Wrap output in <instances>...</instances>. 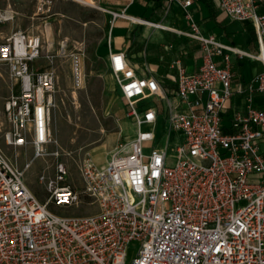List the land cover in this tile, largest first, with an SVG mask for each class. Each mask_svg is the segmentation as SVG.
<instances>
[{
    "label": "built area",
    "instance_id": "2783aa9c",
    "mask_svg": "<svg viewBox=\"0 0 264 264\" xmlns=\"http://www.w3.org/2000/svg\"><path fill=\"white\" fill-rule=\"evenodd\" d=\"M217 1L227 17L252 25L257 51L226 47L191 22L201 65L194 74L178 70L175 101L153 77L138 75L123 53L111 51L109 41L108 71L134 135L117 142L103 166L85 155L80 190L68 183L66 163L56 161L51 177H38L48 192L40 202L25 180L31 162L16 167L0 147V264H264V16L257 12L261 0ZM179 5L187 8L191 0ZM108 14L110 28L118 18L134 21ZM41 45L39 36L20 29L0 42V77L5 69L17 90L3 100L0 137L5 147L30 145L32 160L52 142L55 107V73L36 66ZM231 55L261 64L245 87L262 97L261 108L250 95L230 103L245 91L232 84ZM73 76L79 83L77 59ZM160 117L167 128L162 144L154 143ZM253 176L259 183H249ZM50 206L97 211L64 216Z\"/></svg>",
    "mask_w": 264,
    "mask_h": 264
},
{
    "label": "rangeland",
    "instance_id": "374dc122",
    "mask_svg": "<svg viewBox=\"0 0 264 264\" xmlns=\"http://www.w3.org/2000/svg\"><path fill=\"white\" fill-rule=\"evenodd\" d=\"M95 2L102 8L97 0ZM8 6L14 12V18L0 23V42L4 36L17 29L39 36L42 48L36 66L52 70L56 76L55 108L49 126L53 136L46 155L32 160L33 148L30 145L19 149L5 147L0 137L1 150L14 166L22 168L25 163L31 162L25 173L26 184L40 202H45L48 192L39 184L38 177H51L56 161L66 163L70 172L68 183L80 190L82 181L78 167L85 155L88 153L95 163L103 161L102 148L105 146L111 149L109 153L112 152L117 142L134 135V128L125 116L126 107L115 90L113 78L99 52L109 43V14L70 0H0V11L6 10ZM46 25L51 26L53 31V48L49 53ZM60 44L66 46L65 55L62 56ZM74 54L79 55L82 66L83 80L80 88H76L72 82L71 56ZM1 76L0 119L3 121V100L17 90L11 89L5 69ZM145 104H150V101ZM228 105L229 102L225 107ZM166 129L164 119L160 117L154 130V143H163L161 137ZM55 137L58 145L53 144ZM175 138L176 134L170 133V144L174 143ZM151 146L150 142L144 143V152L148 153ZM97 155L99 158H96ZM258 178L251 177L249 183H259ZM81 202L84 205L87 199H81ZM50 210L64 216L90 215L97 211L92 206L68 209L50 206Z\"/></svg>",
    "mask_w": 264,
    "mask_h": 264
},
{
    "label": "crops",
    "instance_id": "0c3cea01",
    "mask_svg": "<svg viewBox=\"0 0 264 264\" xmlns=\"http://www.w3.org/2000/svg\"><path fill=\"white\" fill-rule=\"evenodd\" d=\"M97 1L106 14L108 11L123 13L127 17L143 21L139 23L122 18L115 20L109 30L111 51L123 53L138 75L153 77L162 86L165 97L170 101H175L173 93L178 70L194 74L201 65L203 50L201 43L192 38L191 22L197 25L201 35L214 37L218 43L226 47L247 53L257 51L252 25L227 17L220 10L217 0H191V5L187 8L179 5L183 0ZM257 12L264 16V0L259 2ZM186 15H189L190 19H187ZM144 22L158 24L161 27L154 28ZM64 43L63 41L62 44ZM63 47L65 50L66 46ZM99 52L108 70V46H104ZM230 59L232 84L234 87L241 85L245 90V87L253 83L256 75L262 71V66L235 55H231ZM115 90L118 93L116 86ZM249 95L246 90L241 94L235 93L230 103L238 104ZM254 95L258 94L250 96L253 98ZM104 149L111 150L105 146ZM107 156L104 157L106 161ZM104 160H98L96 164L103 166L106 163Z\"/></svg>",
    "mask_w": 264,
    "mask_h": 264
},
{
    "label": "bare ground",
    "instance_id": "6f19581e",
    "mask_svg": "<svg viewBox=\"0 0 264 264\" xmlns=\"http://www.w3.org/2000/svg\"><path fill=\"white\" fill-rule=\"evenodd\" d=\"M72 2H75L79 5H82V6H86V7H90V8H93V9H96V10H99V11H102V8H100L99 6L96 5V2L95 0H70ZM0 16L2 17L3 20H10L14 18V12L8 7V9H6V11H0ZM135 22H137L138 20L137 19H134ZM148 25V24H147ZM45 33H46V38H47V41H48V45H47V52L49 53L52 48H53V43H52V34H53V31H52V28L51 26L49 25H46L45 27ZM62 55H65L64 54V47L62 46ZM74 59H77L78 60V67H79V72H80V82L79 83H76L75 82V79H74V76H73V64H74ZM71 67H72V82H73V85L76 87V88H80L82 86V80H83V72L81 70V67L80 66V59H79V55L78 54H74L71 56ZM55 108V107H54ZM50 133V137L52 138V133L51 131H49ZM173 133V132H171ZM56 136V135H55ZM59 139V138H58ZM57 139V140H58ZM53 144H56L58 145L57 141H56V137H55V141L53 140ZM102 154L99 153V155H103L105 157V155H108L109 151H105L104 147L102 148L101 150ZM113 151V150H112ZM112 154V152L109 153V155ZM5 155V154H4ZM99 155L96 156V158H99ZM6 156V155H5ZM101 156V157H103ZM8 159V158H7ZM104 159V158H103ZM92 160V158H91ZM93 161V160H92ZM106 161V160H105ZM94 162V161H93ZM95 163V162H94ZM96 164V163H95Z\"/></svg>",
    "mask_w": 264,
    "mask_h": 264
},
{
    "label": "trees",
    "instance_id": "16d2710c",
    "mask_svg": "<svg viewBox=\"0 0 264 264\" xmlns=\"http://www.w3.org/2000/svg\"><path fill=\"white\" fill-rule=\"evenodd\" d=\"M262 98L260 95H254L253 96V106L257 107V108H261L262 107Z\"/></svg>",
    "mask_w": 264,
    "mask_h": 264
}]
</instances>
